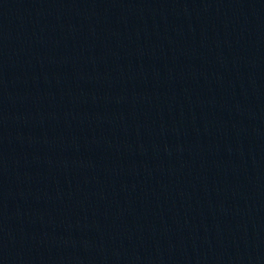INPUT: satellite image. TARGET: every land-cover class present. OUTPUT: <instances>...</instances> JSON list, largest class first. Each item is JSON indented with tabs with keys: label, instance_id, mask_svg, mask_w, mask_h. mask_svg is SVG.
<instances>
[{
	"label": "water",
	"instance_id": "95a60500",
	"mask_svg": "<svg viewBox=\"0 0 264 264\" xmlns=\"http://www.w3.org/2000/svg\"><path fill=\"white\" fill-rule=\"evenodd\" d=\"M0 264H264V0H0Z\"/></svg>",
	"mask_w": 264,
	"mask_h": 264
}]
</instances>
